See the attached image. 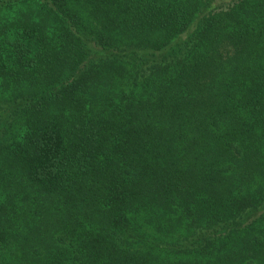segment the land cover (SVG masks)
Here are the masks:
<instances>
[{"label":"trees","instance_id":"16d2710c","mask_svg":"<svg viewBox=\"0 0 264 264\" xmlns=\"http://www.w3.org/2000/svg\"><path fill=\"white\" fill-rule=\"evenodd\" d=\"M0 264H264V0H0Z\"/></svg>","mask_w":264,"mask_h":264}]
</instances>
